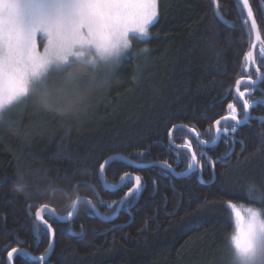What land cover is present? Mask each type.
<instances>
[{
	"label": "trees",
	"instance_id": "1",
	"mask_svg": "<svg viewBox=\"0 0 264 264\" xmlns=\"http://www.w3.org/2000/svg\"><path fill=\"white\" fill-rule=\"evenodd\" d=\"M158 2L151 38L134 39L130 56L110 74L105 75L103 66L82 73L76 89L82 99L72 111L44 108L29 99L0 129V264H8L13 247L34 257L47 251L49 236L34 234L28 205L32 216L47 203L67 217L79 196L110 216L111 209L100 205L97 193L105 201L119 200L127 188L105 190L97 175L104 158L123 154L133 159L135 153L145 152L146 162L167 160L183 172L188 161L173 163L167 126L182 123L203 134L227 114L226 103L241 107L236 81L257 75L244 60L253 33L244 23L247 17L239 0H219L223 20L212 0ZM250 2L264 41V0ZM256 64L264 74L260 48ZM49 84L57 96L66 88L63 74L53 75ZM245 87L252 88L242 84L241 90ZM251 95L264 100V82ZM254 112L264 116V106ZM181 135L173 133L177 145L183 143ZM187 138L198 154L206 151L213 160L228 157L216 163L214 174L205 160L202 173L184 177L113 163L105 169L107 181L119 183L115 177L124 172L141 175L147 181L143 194L113 222L100 220L86 204H80L68 222L49 219L56 229L51 264H228L233 226L226 203L262 207L246 193L254 184L253 195H264V123L252 119L239 128L235 143L222 139L214 150L202 149L191 135ZM12 262L37 264L22 254L14 255Z\"/></svg>",
	"mask_w": 264,
	"mask_h": 264
},
{
	"label": "snow or ice",
	"instance_id": "2",
	"mask_svg": "<svg viewBox=\"0 0 264 264\" xmlns=\"http://www.w3.org/2000/svg\"><path fill=\"white\" fill-rule=\"evenodd\" d=\"M241 13L246 12L245 24L250 21V27L256 31L259 40L257 21L250 0H239ZM216 15L220 14L219 0H214ZM158 0H0V121L14 107L24 104L29 99L34 100L44 108L57 107L58 110L72 111L75 104L82 99L77 97L76 89L82 73L73 71L79 66L97 69L103 66L105 75L111 73L126 53L132 48V41L138 39L147 42L150 28L158 20ZM228 24V21H224ZM264 44V41H260ZM255 47V45H253ZM147 52L148 49L142 50ZM264 53V47L260 49ZM246 64H255L253 52L250 50L244 57ZM259 79H253L251 74L236 81L235 93L241 103H226L227 114L214 120L202 134L196 127L182 123H173L168 127V151L176 159L173 163L187 160L185 171L177 173L172 163L167 160L146 162V153L137 152L133 159L123 154L109 155L98 165V177L106 191H119L127 188L119 200L105 201L97 199L101 206L111 209V215H103L91 199L79 196L72 200L67 217H61L56 209L44 203L38 206L32 216V205H28V214L33 219L35 232L42 231L49 236V244L45 254L32 257L37 264H51L50 253L55 247L56 229L49 223L66 222L76 214L77 205L86 204L96 217L109 221L116 218L125 209L130 210L138 201L146 188L147 181L141 175L124 172L115 177L119 183H109L105 169L113 163L123 162L137 170L159 168V175H188L201 172L203 161L212 173H215L216 163L227 159L228 154L213 160L206 151L199 154L193 146L191 135L202 149L218 146L223 139L235 137L242 126L250 124L252 119L264 123V117H254L250 109L264 105V101L246 98L252 94L260 82H264V74L260 68L255 69ZM63 74L65 89L57 96L50 90L49 81L53 75ZM241 83L252 86L241 90ZM223 99V98H222ZM173 132L182 134V144L177 145ZM203 136H207L204 139ZM150 156V152L147 153ZM155 184V181H153ZM91 187V185H88ZM256 185H250L246 193L249 199L262 204V207L237 205L228 201L225 207L230 212V223L233 232L228 237L231 256L228 264H264V195L254 196ZM48 216V219L45 216ZM82 227V226H81ZM73 236L77 233L73 232ZM18 239V238H17ZM19 242V239H18ZM39 240H37V244ZM16 255L31 256L25 249L13 247L7 253L9 261Z\"/></svg>",
	"mask_w": 264,
	"mask_h": 264
},
{
	"label": "water",
	"instance_id": "3",
	"mask_svg": "<svg viewBox=\"0 0 264 264\" xmlns=\"http://www.w3.org/2000/svg\"><path fill=\"white\" fill-rule=\"evenodd\" d=\"M213 2H214V0H212ZM242 6V5H241ZM245 15H246V12H245ZM249 24H250V21H249ZM258 25V24H257ZM252 30V29H251ZM258 31H259V36H260V39L259 40H257L256 39V31H253L252 30V33H253V44H252V49H251V51L253 52V56H254V59H255V64H252V66H253V68L254 69H256V67H257V65H256V50H257V48L258 47H260V48H262V47H264V44H261V42L260 41H263V39H262V36H261V33H260V30H259V26H258ZM253 45H255V47H253ZM261 83V82H260ZM260 83H258V85L260 84ZM242 84V83H241ZM251 112V111H250ZM174 133V132H173ZM172 136H173V134H172ZM220 143V142H219ZM208 148H213V147H208ZM208 148H205V149H208ZM177 172V171H176ZM178 173V172H177ZM194 173V172H193ZM193 173H190V174H188V175H191V174H193ZM174 176H176V177H184V176H187V175H174ZM203 181V180H202ZM79 206H80V204L79 205H77V211H76V214L73 216V217H75L77 214H78V211H79ZM121 213V212H120ZM119 213V214H120ZM119 214H118V216H119ZM117 216V217H118ZM72 217V218H73ZM116 217V218H117ZM71 218V219H72ZM116 218H113V219H111V220H109V221H104L103 219H101V218H99L100 220H102V221H104V222H113ZM66 222H68V221H66ZM55 248V247H54ZM54 251V250H53ZM53 251L49 254L50 255V257H51V255L53 254ZM14 255H16V254H14ZM30 258H32V257H34L33 255H31V256H29ZM33 259V258H32ZM34 260V259H33ZM8 264H13V262L12 261H9L8 260Z\"/></svg>",
	"mask_w": 264,
	"mask_h": 264
},
{
	"label": "rangeland",
	"instance_id": "4",
	"mask_svg": "<svg viewBox=\"0 0 264 264\" xmlns=\"http://www.w3.org/2000/svg\"><path fill=\"white\" fill-rule=\"evenodd\" d=\"M158 5H159V2H158ZM158 17H159V14H158ZM132 43H133V41H132ZM131 50H132V48L129 50L128 53H126L123 57H121L119 63L117 65H115L113 68L117 67L126 58H128L131 54ZM22 106H23V104H21L18 107H14L7 113L6 117L2 121H0V129L3 128V126L6 125L8 122H10V120H12L13 118H15L16 116H18L20 114V112L22 111L21 109L23 108Z\"/></svg>",
	"mask_w": 264,
	"mask_h": 264
},
{
	"label": "flooded vegetation",
	"instance_id": "5",
	"mask_svg": "<svg viewBox=\"0 0 264 264\" xmlns=\"http://www.w3.org/2000/svg\"><path fill=\"white\" fill-rule=\"evenodd\" d=\"M258 48H260V47H258ZM258 48H257V49H258ZM260 49H261V48H260ZM256 51H257V50H256ZM256 65H257V64H256ZM257 67H258V66H257ZM254 70H255V69H254ZM260 72H261V71H260ZM261 73H262V72H261ZM262 74H263V73H262ZM255 79H259V77L255 78ZM261 83H263V82H261ZM261 83H260V84H261ZM242 84H244V83H242ZM242 84H241V85H242ZM260 84H259V85H260ZM259 85H257V86H259ZM254 96H255V95H253V96L251 95V96H248V98L251 99V100H256V101H258L257 98H256V99H253ZM261 101H264V100H261ZM263 106H264V105H263ZM255 108H256V107H253L252 109H250V111H251V115L254 116V117H264V116H257L256 113L254 112V109H255ZM254 113H255V114H254Z\"/></svg>",
	"mask_w": 264,
	"mask_h": 264
},
{
	"label": "clouds",
	"instance_id": "6",
	"mask_svg": "<svg viewBox=\"0 0 264 264\" xmlns=\"http://www.w3.org/2000/svg\"><path fill=\"white\" fill-rule=\"evenodd\" d=\"M73 71L79 72V73H84L88 71V68L83 67V66H79L73 69Z\"/></svg>",
	"mask_w": 264,
	"mask_h": 264
}]
</instances>
